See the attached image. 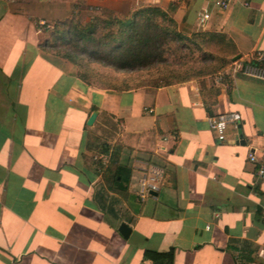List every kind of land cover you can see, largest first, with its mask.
Listing matches in <instances>:
<instances>
[{
  "label": "crops",
  "instance_id": "obj_1",
  "mask_svg": "<svg viewBox=\"0 0 264 264\" xmlns=\"http://www.w3.org/2000/svg\"><path fill=\"white\" fill-rule=\"evenodd\" d=\"M221 1L148 0L172 4L185 33H225L243 60L264 50V0ZM41 37L26 11L0 0V264H154L144 250L170 247L173 264H264V82L203 80L219 90L207 112L199 79L99 87L44 52ZM226 111L240 113L239 128L219 141L207 117ZM108 122L132 170L125 197L102 190L86 160L92 131ZM152 168L159 189L141 199Z\"/></svg>",
  "mask_w": 264,
  "mask_h": 264
},
{
  "label": "trees",
  "instance_id": "obj_2",
  "mask_svg": "<svg viewBox=\"0 0 264 264\" xmlns=\"http://www.w3.org/2000/svg\"><path fill=\"white\" fill-rule=\"evenodd\" d=\"M173 9L172 4L164 8L156 3H148L137 6L126 15L111 13L107 17H97L84 25L73 19L57 21L55 25L44 28L48 36L44 41L40 39L39 46L47 52L48 47H56L59 43L69 44L65 50L54 54L71 62L76 67L79 78L94 85L86 70L89 63L95 62L115 71L148 68L164 62L166 52L170 51V46L175 43L178 48H188L190 52L195 50L201 52V60L210 62L215 59L216 52L204 51L202 45L213 50L217 48L221 53L220 62L215 67L208 66L198 70L189 68L190 70L184 71L183 74L173 72L172 76H169L172 79L165 80L164 84H155L154 87L206 76L221 70L231 61V56L236 53V49L225 33L196 31L190 35L182 34L178 30L177 22L170 14ZM96 86L116 90L132 88L126 85ZM202 90L204 107L207 112H210L209 109L215 103L219 90L206 87L205 84L202 85ZM109 149V145H104L102 149V152L109 156L108 163L104 164L98 160L92 164V170L101 176L102 190L106 189L125 197L132 170L126 163L120 161L121 147L118 144H114L111 152ZM100 195L103 200L104 195L102 193ZM143 257L154 264H173L174 248L170 247L166 251L145 249Z\"/></svg>",
  "mask_w": 264,
  "mask_h": 264
},
{
  "label": "rangeland",
  "instance_id": "obj_3",
  "mask_svg": "<svg viewBox=\"0 0 264 264\" xmlns=\"http://www.w3.org/2000/svg\"><path fill=\"white\" fill-rule=\"evenodd\" d=\"M12 3L16 9H20L22 12L26 11L29 19L33 22L36 28H41V40L44 41V39L48 36V33L46 34L44 32V28H49L52 25H55L57 21H70L73 19L74 21H78L81 25H84L97 19V17H107L111 13H121L126 15L137 6L151 2H148V0H52L49 1V3H37L36 0H12ZM40 20L44 21L43 25H40ZM179 32L185 35H190L196 31L185 33L179 30ZM49 40L52 41V39ZM68 45L69 44L63 45L59 43L56 47H48V51L46 53L59 56L54 53L62 52L68 48ZM202 48L204 51L212 50L214 53L216 52V57L212 62L202 61L201 52L196 50L194 52H190L188 48H178L177 43H175L170 46V51L166 52L164 62L148 68L134 71H115L110 67L91 62L87 65L86 70L95 85H108L112 87L124 85L130 87L142 85L154 86L155 84H164L165 80L171 78L169 76H172L173 72L174 74H183L190 69L198 70L199 68H206L208 66L215 67L220 62V51L217 50V48L213 50L206 48L203 45ZM219 71H215L206 76L191 79L201 80L202 86L204 84L203 80L207 78L212 80L215 74ZM115 130L116 126L112 122H108L107 127H104L103 129L97 128L92 131L91 146L93 148H91V152L86 156V160L91 163V165L98 160H101L104 164L108 163L109 156L108 154L103 153L102 149L104 145H109V152H111L112 147L116 144L113 141ZM110 196L113 197V195H109L107 193L105 200L111 201L112 199L109 198Z\"/></svg>",
  "mask_w": 264,
  "mask_h": 264
},
{
  "label": "built area",
  "instance_id": "obj_4",
  "mask_svg": "<svg viewBox=\"0 0 264 264\" xmlns=\"http://www.w3.org/2000/svg\"><path fill=\"white\" fill-rule=\"evenodd\" d=\"M221 6L225 8L228 4V0H222ZM246 4V2H245ZM208 13L206 11L201 15V19H207ZM40 25L44 24V21H39ZM240 74L247 77L261 79L264 82V50L257 51L249 56L246 60L237 58L230 61V63L217 72L212 79L215 84L222 83L226 78H233L235 75ZM241 116L237 111L219 112L216 115L208 116L207 123L211 131H213L219 141H223L226 138V130L229 125H232L235 129L239 128ZM249 161L256 162V156L254 152H251L248 156ZM162 177L160 170L152 168L143 173L138 181V196L143 199L151 191H157L159 189V182ZM257 177H264V167L260 166L257 169Z\"/></svg>",
  "mask_w": 264,
  "mask_h": 264
},
{
  "label": "water",
  "instance_id": "obj_5",
  "mask_svg": "<svg viewBox=\"0 0 264 264\" xmlns=\"http://www.w3.org/2000/svg\"><path fill=\"white\" fill-rule=\"evenodd\" d=\"M239 57H240V54H236V55H234V56L232 57V60H235V59H237V58H239ZM95 116H96V113H95V112L91 113L90 116H89V118H88V120H87V124L91 125L92 122H93L94 119H95ZM129 230H130L129 227H127V225L124 224V223H122V224L120 225V227H119V231H120L121 234H122L123 236H125V237L128 235Z\"/></svg>",
  "mask_w": 264,
  "mask_h": 264
}]
</instances>
